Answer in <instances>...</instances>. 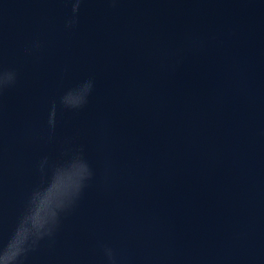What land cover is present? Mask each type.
Returning a JSON list of instances; mask_svg holds the SVG:
<instances>
[{"label":"water","instance_id":"obj_1","mask_svg":"<svg viewBox=\"0 0 264 264\" xmlns=\"http://www.w3.org/2000/svg\"><path fill=\"white\" fill-rule=\"evenodd\" d=\"M69 15L67 0H0V70L18 74L0 90L4 264L32 194L39 223L87 165L17 264H111L105 246L117 264H264V0H84Z\"/></svg>","mask_w":264,"mask_h":264},{"label":"clouds","instance_id":"obj_2","mask_svg":"<svg viewBox=\"0 0 264 264\" xmlns=\"http://www.w3.org/2000/svg\"><path fill=\"white\" fill-rule=\"evenodd\" d=\"M71 6V15L67 16L65 19V27L71 28L78 22V13L84 2V0H67ZM41 46L39 40L32 42L31 49H38ZM29 49V51L31 50ZM17 71L14 68H8L0 70V90L14 85L17 81ZM94 87V81L92 79H87L82 82L76 89V93L80 97V102L76 107H81L87 103L88 96ZM49 123H55V108L51 113ZM92 175L90 167L87 165L84 175L80 178V181L73 191H67L61 198V200L52 205L50 211L48 212L46 218L42 222H36L33 220L31 215L32 207L40 200L39 193H33L31 197V208L27 213V216L21 220L18 225L17 231L14 238L10 242L9 246L13 245L16 241L18 234L23 230L24 239L15 247V255L9 264H17L18 257H20L24 252L27 251L28 242L31 239L32 243L35 242L45 235H51L59 223L60 213L70 208L77 200L80 195L81 189L83 187L84 181ZM8 246V247H9ZM7 247V248H8ZM104 251L108 257L111 264H117V257L111 247L105 246Z\"/></svg>","mask_w":264,"mask_h":264},{"label":"snow or ice","instance_id":"obj_3","mask_svg":"<svg viewBox=\"0 0 264 264\" xmlns=\"http://www.w3.org/2000/svg\"><path fill=\"white\" fill-rule=\"evenodd\" d=\"M3 253H4V250L0 251V264H4V261L2 259Z\"/></svg>","mask_w":264,"mask_h":264}]
</instances>
